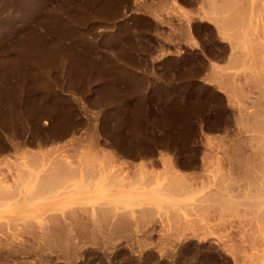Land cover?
<instances>
[{
	"label": "rangeland",
	"instance_id": "rangeland-1",
	"mask_svg": "<svg viewBox=\"0 0 264 264\" xmlns=\"http://www.w3.org/2000/svg\"><path fill=\"white\" fill-rule=\"evenodd\" d=\"M231 1L0 0V264H246L264 202V0ZM48 162L72 183L35 195Z\"/></svg>",
	"mask_w": 264,
	"mask_h": 264
},
{
	"label": "bare ground",
	"instance_id": "bare-ground-1",
	"mask_svg": "<svg viewBox=\"0 0 264 264\" xmlns=\"http://www.w3.org/2000/svg\"><path fill=\"white\" fill-rule=\"evenodd\" d=\"M213 1H215V0H211V3H212V4H213V3L216 4V2H213ZM225 1H226V0H225ZM228 1H231V0H228ZM228 1H227L226 3H228ZM242 1H243V0H242ZM248 1H249V0H248ZM255 1H256V0H255ZM222 2H223V0H222ZM231 2H232V1H231ZM233 2H234V1H233ZM233 2H232V3H233ZM235 2H236V0H235ZM237 2H238V1H237ZM259 2H261V0H260ZM259 2H258V4H260ZM263 2H264V1H263ZM220 3H221V2H220ZM223 3H224V2H223ZM226 3H224V4H226ZM229 3H230V2H229ZM244 3H246V2H244ZM212 4H209V5H208V6L210 7V9H211V7H213ZM233 4H234V3H233ZM238 4H239V3H238ZM210 5H211V6H210ZM217 5H219V4H218V0H217ZM220 5H223V4H220ZM226 5H227V4H226ZM226 5H225V6H226ZM229 5H230V4H229ZM243 5H244V4H243ZM243 5H242V2H241V6H243ZM245 5H246V4H245ZM248 5H250V4L247 3V6H248ZM261 5H264V4H261ZM214 6H215V5H214ZM234 6H236V5H234ZM234 6H233V7H234ZM255 6H256V5H255ZM216 7H218V6H216ZM219 7L221 8V6H219ZM219 7L216 8V10L219 11V10H221V9H225L227 6L221 8V9H219ZM231 7H232V5H231ZM233 7H232V8H233ZM237 7H238V8L235 9V10L240 9V11H241L242 9H244V8H243L244 6L242 7V9H241V7H239L238 5H237ZM248 7H249V6H248ZM248 7H247V8H248ZM260 7H261V6H260ZM207 8H208V7H207ZM214 8H215V7H214ZM214 8H213V9H214ZM261 8H262V7H261ZM210 9H209V10H210ZM213 9H212V10H213ZM249 9H250V8H249ZM249 9H248V10L245 9L246 11L244 10V11H245L244 13L246 14V15L243 14L244 17L247 16V14H248L247 12H249ZM263 9H264V6H263L262 10H263ZM216 10H215V13H218V12H216ZM226 10H229V9L226 8ZM226 10H225V11H226ZM231 10H232V9H231ZM233 10H234V9H233ZM233 10H232V11H233ZM253 10H255V11L257 12V9L254 8ZM210 11H211V10H210ZM222 11H224V10L219 11L220 14H221ZM240 11L238 10V12H239L240 14H242ZM212 12H213V11H212ZM227 12H228V11H226L225 13H227ZM233 12H235V11H233ZM233 12H232V13H233ZM242 12H243V11H242ZM236 13H237V12H236ZM218 14H219V13H218ZM218 14H217V15H218ZM230 14H231V13H230ZM233 14H234V13H233ZM237 14H238V13H237ZM222 15H224V12L222 13ZM226 15H227V14H226ZM261 15H262V14H261ZM218 16H219V15H218ZM227 16L231 18V19L228 18L229 20H234V21H236V22H237L238 20L241 19L240 17H242V16H238L240 19L237 18V19H238V20H237L236 17H234V19L232 18V17H233L232 14H231V16H229V15H227ZM227 16H226V20L223 21V24H224V25L222 24V25H223L222 27H225V26H228V27H229V26H232L231 24L233 23V21H229V20H227ZM234 16H236V15H234ZM263 16H264V14H263ZM263 16H262V17H263ZM258 17H259V16H258ZM260 17H261V16H260ZM216 18H217V16H216ZM222 19H223V16H222ZM219 20L221 21V19H219ZM243 20H245L244 23H243V21H242V22H239L238 25L241 24V23H242L243 25L247 23V22H246V21H247L246 18H243ZM217 21H218V20H217ZM226 21H227V22L229 21L228 23H230V22H232V23H230V24L228 25ZM261 21H262V20H261ZM259 22H260V21H259ZM225 23H226V25H225ZM261 23H263V22H261ZM261 23H259V24H261ZM218 24H220V23L218 22ZM233 24H234V26H232V27L234 28L235 25H237V23H236V24L233 23ZM219 26H220V25H219ZM245 26H246V25H245ZM245 26H243V27H245ZM228 27H225V28L227 29ZM232 27H230V28L232 29ZM236 27H237V26H236ZM239 27H240V26H239ZM243 27H240V28H243ZM262 27H263V25H262ZM225 28H224V29H225ZM228 30H229V29H228ZM232 30H233V29H232ZM238 30H240V29H238ZM233 31H235V29H234ZM240 31H241V30H240ZM243 31H244V30H243ZM243 31H241L240 34H241ZM236 32L238 33L239 31L236 30L235 33H236ZM230 33H231V34H230ZM230 33H229V34L232 35V32H230ZM235 33H234L233 35H235ZM248 35H249V33H248ZM235 36H237V35H235ZM238 36H239V35H238ZM238 36H237V37H238ZM242 36H243V35H242ZM246 36H247V35H246ZM239 37H240V36H239ZM248 37H249V36H248ZM248 37H247V38H248ZM250 37H251V36H250ZM234 38H236V37H234ZM237 39H238V38H237ZM242 39H243V38H242ZM242 39H241V40H242ZM244 39H245V36H244ZM244 39H243V41H244ZM245 40H246V39H245ZM248 40H249V38H248ZM248 40H247L246 42H248ZM250 40H252V39H250ZM250 40H249V43H250ZM237 41H238V40H237ZM254 42H255V41H254ZM242 44H243V43H242ZM254 44H255V43H254ZM259 44H260V43H259ZM237 45H238V44H237ZM244 45H245V44H244ZM247 46H248V45H247ZM242 47H244V46H242ZM248 48H250V45H249ZM260 48H261V47H260ZM251 49H253V48H252V45H251ZM242 50H243V49H242ZM245 51L248 52L249 50H246V49H245ZM250 51H251V50H250ZM253 51H254V50H253ZM253 51H252V52H253ZM234 52H235V51H234ZM240 53H241V52H240ZM249 53H250V52H249ZM255 53H256V52H255ZM234 55H235V54H234ZM239 55H240V54H239ZM244 55H245V54H244ZM248 55H249V54H248ZM252 55H253V53H252ZM256 55H257V54H256ZM256 55H255V56H256ZM261 56H262V55H261ZM235 57H236V56H235ZM242 58H243V57H242ZM233 59H235V58H233ZM236 59H237V58H236ZM246 59H247V58H246ZM246 59H245V60H246ZM252 59H253V58H252ZM256 59H257V58H256ZM241 60H242V59H241ZM262 60H264V59H262ZM231 61H232V60H231ZM234 61H235V60H234ZM234 61H232V62H234ZM236 61H237V60H236ZM237 62H238V61H237ZM234 63H235V62H234ZM259 63H260V62H259ZM261 63H262V62H261ZM232 64H233V63H232ZM238 64H239V63H238ZM245 64H246V63H245ZM257 64H258V62H257ZM251 65H252V64H251ZM237 66H238V65H237ZM251 67H252V66H251ZM253 67H254V66H253ZM261 67H262V66H261ZM257 68H258V67H257ZM251 69H252V68H251ZM263 69H264V68H263ZM243 70H244V69H243ZM256 70H257V69H256ZM256 70H255V71H256ZM261 70H262V69H261ZM257 71L259 72V69H258ZM235 85H236V84H235ZM236 88H237V87H236ZM228 90H229V89H228ZM232 91H233V90H232ZM232 91H231V92H232ZM233 93H234V92H233ZM243 112H244V111H243ZM254 125H255V124H254ZM251 129H252V128H251ZM252 130H253V129H252ZM79 153H80V152H79ZM87 153H88V152H87ZM25 154H26V153H25ZM83 154H84V153H83ZM28 155H29V154H28ZM49 155H50V154H49ZM49 155L47 156V159H48V160H49V158H50V156H51V155H50V156H49ZM53 155H54V154H53ZM24 156H25V155H24ZM26 156H27V155H26ZM34 156H35V155H34ZM39 156H40V154H39ZM61 156H62V155H60V158H61ZM85 156H86V155H85ZM95 156H96V155H95ZM54 157H55V155H54ZM58 157H59V156H58ZM80 157H81V156H80ZM23 158H24V157H23ZM42 158H43V157H42ZM45 158H46V157H45ZM81 158H82V157H81ZM81 158H79V159H81ZM86 158H87V157H86ZM26 159H27V158H26ZM36 159H37V158H36ZM47 159H46V160H47ZM52 159H53V158H52ZM52 159L50 158V160H52ZM83 159H85L84 156H83ZM41 160H42V159H41ZM44 160H45V159H44ZM44 160H43V161H44ZM48 160H47V161H48ZM53 160H54V159H53ZM56 160H57V159H56ZM76 160H77V159H76ZM86 160L89 161L88 159H86ZM86 160H84V162H85ZM19 161H20V160H19ZM34 161H36V160L34 159ZM72 161H73V160H72ZM79 161H80V160H79ZM82 161H83V160H82ZM87 161H86V162H87ZM20 162H22V161H20ZM41 162H42V161H41ZM41 162H40V163H41ZM44 162H45V161H44ZM44 162H43V163H44ZM59 162H60V161H59ZM63 162H65V160H64ZM63 162H60V164L63 163ZM86 162H85V163H86ZM36 163H37V162H36ZM36 163H35V164H36ZM49 163H50V162H48V164H49ZM66 163H67V162H66ZM85 163H84V165H83V163H82V165L85 166L86 164H90V161H89V163H86V164H85ZM22 164H23V163H22ZM22 164H21V166L19 165L21 168H23V167H22V166H23ZM26 164H27V163H26ZM31 164H32V163H30V165H31ZM33 164H34V162H33ZM33 164L31 165L32 167L34 166ZM38 164H39V163H38ZM38 164H37V166H38ZM44 164H45V163H44ZM44 164H43V165H44ZM52 164H53V163H52ZM58 164H59V163H58ZM60 164H59V165H60ZM63 164H64V163H63ZM63 164H62V166H63L64 168H63V167H61V168H63V173H65L64 170L66 169V172H67V171L69 170V168L71 167V164H72V163L69 164L70 167H69L68 169L65 168L66 165L68 166V164H66L65 166H64ZM78 164H79V163H78ZM80 164H81V163H80ZM93 164H94V163H93ZM49 165H50V164H49ZM54 165H55V161H54ZM59 165H58V166H59ZM91 165H92V163H91ZM19 166H18V167H19ZM35 166H36V165H35ZM39 166H41V165H39ZM39 166H38V167H39ZM46 166H47V165H46ZM50 166H51V165H50ZM50 166H47L48 168L46 167V170L48 169L47 171H49ZM60 166H61V165H60ZM72 166H73V165H72ZM74 166H75L76 169H78V167H77L76 165H74ZM83 166L81 167L82 169H84ZM86 166H87V165H86ZM51 167H52V168L50 169L51 171L48 172V174H47L46 176H45V175H38L37 182H38V179H39V182H38L39 184H38V185H37V184L35 185L36 188L33 187V190H34L35 193H36L35 195H38V194H39V195L41 196V194H44L45 192H48L47 190H49V191L51 190V188H49V187H50V184H51V181H52V183H53V180L55 181V179H52V177H53V176H52V174H53L52 172L54 171V174H55V173H57L58 169H60V168L54 169V168H56V167H54V166H51ZM53 167H54V168H53ZM89 167H90V166H88V168H89ZM95 167H96V166H95ZM95 167H94V169H95ZM21 168H20V170H22ZM36 168H37V167H36ZM43 168H45V167H43ZM75 168H74V169H75ZM85 168H86V167H85ZM88 168H87V169H88ZM103 168H104V167H103ZM23 169H26V168L24 167ZM33 169H34V171L37 170V169L35 170V168H33ZM41 169H42V168H41ZM70 169H71V168H70ZM74 169H73V170H74ZM79 169H80V168H79ZM79 169H78V170H79ZM82 169H80V172H82V173H84V171L87 170V169H85V170L83 171ZM101 169H102V168H101ZM107 169H108V168H107ZM26 170H27V169H26ZM55 170H56V172H55ZM81 170H82V171H81ZM92 170H93L92 168L89 169V171H92ZM102 170H103V169H102ZM9 171H10V170H9ZM17 171L19 172V169H18ZM42 171H43V170H42ZM47 171H43V174L46 173ZM61 171H62V170H61ZM70 171H71V170H70ZM74 171H75V170H74ZM76 171H77V170H76ZM94 171H95V170H93L92 172H89V173H92L93 175H95V174H94V173H95ZM20 172H21V171H20ZM20 172H19V173H20ZM25 172H26V171H25ZM28 172H29V171H28ZM28 172H27V173H28ZM85 172H86V171H85ZM93 172H94V173H93ZM30 173H32V172L30 171L28 174L31 175ZM58 173H59V172H58ZM89 173L87 172V174H89ZM105 173H106V172H105ZM112 173H113V172H112ZM22 174H23V172H22ZM28 174H27V175H28ZM41 174H42V173H41ZM59 174H60V173H59ZM59 174H58V175L55 174V175H56V176H59ZM66 174L70 175L69 172L66 173ZM66 174H64L65 176L63 175V176H61V177H58V178H61V180L57 179V177H56L57 182H58V183H61L60 185H63V183H65V182L67 181L66 179H71V180H73V179H72L73 177H69V176L67 177ZM74 174H75L76 177H77V176H78V171H77V174H76V172H75ZM80 174H81V173H79V175H80ZM87 174H85V175L87 176ZM96 174H97V173H96ZM107 174H108V173H107ZM113 174H114V173H113ZM17 175H18V174H17ZM19 175H21V174H19ZM29 175H28V176H29ZM60 175H62V174H60ZM72 175H73V174H72ZM75 175H74V176H75ZM108 175H110V174H108ZM143 175H144V174H143ZM145 175H146V174H145ZM22 176H23V175H22ZM24 176H26V173L24 174ZM39 176H41V177L39 178ZM147 176H148V175H147ZM147 176H146V177H147ZM19 177H20V176H19ZM35 177H36V176H35ZM87 177H89V176H87ZM90 177H91V176H90ZM90 177H89V178H90ZM93 177H94V176H93ZM93 177H91V178H93ZM108 177H109V176H108ZM113 177H114V176H113ZM152 177H153V176H152ZM154 177H155V176H154ZM25 178H26V177H25ZM27 178H28V177H27ZM83 178H84V180H86L84 176H83ZM110 178H111V176H110ZM110 178H109V179H110ZM148 178H149V177H148ZM174 178H175V177H174ZM0 179H1V178H0ZM21 179H22V177H21ZM62 179H64V180H62ZM87 179H88V178H87ZM95 179H96V178H95ZM142 179H143V177H142ZM144 179H145V178H144ZM153 179H154V178H153ZM8 180H9V179H8ZM16 180L20 181L19 178L16 179ZM23 180H24V178L22 179V181H23ZM35 180H36V178H35ZM58 180H59V181H58ZM90 180H91V179H90ZM111 180H112V178H111ZM117 180H118V179H117ZM1 181H3V180H1ZM141 181H142V180H141ZM143 181H144V180H143ZM159 181H160V180H159ZM23 182H24V181H23ZM34 182H35V181H34ZM57 182L55 181V183H56V184H54V185H55V188L58 187V186L61 187L60 185L56 186V185H57ZM89 182H90V183H88V180H87V182H85V183H84V182H81V184H82V183L85 184V185L89 184L90 186L88 185V187L94 186L93 183H92V185H91V181H89ZM92 182H95V181L92 179ZM0 183H1V182H0ZM5 183H6V182H5ZM5 183H4L3 185L6 186ZM11 183H12V182H11ZM68 183H72V182H71V181H70V182L67 181V184L65 183L66 186H64V185H63V186L66 188L67 185H68ZM75 183H76V182L74 181V184H75ZM135 183H136V182H135ZM145 183H146V181H145ZM156 183H157V182H156ZM162 183H163V182H162ZM258 183H259V182H258ZM263 183H264V182H263ZM83 184H82V186H80V187H83V186H84ZM112 184H113V183H112ZM125 184H126V183H125ZM146 184H147V183H146ZM150 184H151V183H150ZM152 184H153V183H152ZM260 184H261V183H260ZM3 185H2L1 187H3ZM21 185H22V184H21ZM51 185H53V184H51ZM129 185H130V184H129ZM131 185H132V184H131ZM141 185H142V183H141ZM143 185H144V184H143ZM159 185H160V184H158V186H159ZM161 185H162V184H161ZM253 185H254V187H256V186H255L256 184H253ZM257 185H259V184H257ZM5 186H4V187H5ZM15 186H16V185H15ZM18 186H19V185H18ZM112 186H113V185H112ZM148 186H149V185H148ZM148 186H147V187H148ZM163 186H164V185H163ZM163 186H162V188H163ZM249 186H250V185H249ZM251 186H252V185H251ZM4 187H3L4 190H5L6 188L9 189V187H7V186H6L5 188H4ZM22 187H23V185H22ZM31 187H32V186H31ZM109 187H110V186H109ZM134 187H136V186H134ZM134 187H133V188H134ZM141 187H142V186H141ZM145 187H146V186H145ZM262 187L264 188V186H262ZM12 188H13V187H12ZM12 188H10L9 191H12V192H13V189H12ZM15 188H16V187H15ZM20 188H21V187H20ZM55 188H54V186H53V188H52V192L50 191V192L52 193V195L57 193V192L55 193V191H56ZM84 188H85V190H89L87 187H84ZM102 188H103V187H102ZM105 188H106V187H105ZM107 188H108V187H107ZM117 188H118V187H117ZM136 188H137V187H136ZM142 188H143V187H142ZM152 188H153V187H152ZM158 188H159V187H158ZM165 188H166V186H165ZM0 189H2V188H0ZM11 189H12V190H11ZM18 189H19V187H18ZM53 189H54V190H53ZM56 189H58V188H56ZM68 189H70V188L68 187ZM72 189H73V188H72V186H71V190H72ZM81 189H82V188H81ZM110 189H111V188H110ZM160 189H161V188H159V190H160ZM163 189H164V188H163ZM167 189H168V188H167ZM250 189H251V188H250ZM255 189H256V188H255ZM259 189H260V185L258 186V191H260ZM15 190H17V189H15ZM22 190H23V188H22ZM33 190H31V191H33ZM113 190H114V189H113ZM156 190H157V188H156ZM156 190H155V192H156ZM161 190H162V189H161ZM161 190H160V191H161ZM251 190H252V189H251ZM0 191H1V190H0ZM2 191H3V190H2ZM18 191H19V190H17V192H16L17 194L20 193V192L18 193ZM34 191H33V193L31 192V195L33 194V196H35V195H34ZM65 191L67 192L68 190H65ZM65 191H63V192H65ZM160 191H159V192H160ZM172 191H173V190H172ZM172 191H171V192H172ZM249 191H250V190H249ZM249 191H247V192L249 193ZM255 191H256V192H255ZM255 191H253V193L255 192L254 195H256V193H257V195H259L257 189H256ZM5 192H6V191H5ZM50 192H49V194H50ZM63 192H62V193H63ZM122 192H123V191H122ZM161 192H162V191H161ZM161 192H160V193H161ZM173 192H174V191H173ZM219 192H222V191H219ZM225 192H228V191H225ZM225 192H224V193H225ZM230 192H231V191H230ZM250 192H252V191H250ZM263 192H264V191H263V189H262V192L260 191V194L263 193ZM9 193H11V192H9ZM9 193H8V194H9ZM119 193H120V192H119ZM216 193H217V192H216ZM231 193H232V192H231ZM231 193H230V194H231ZM244 193H245V192H244ZM1 194H3V193L1 192ZM13 194H14V196H15V191L13 192ZM46 194H47V193H46ZM60 194H61V193H60ZM129 194H130V193H129ZM134 194H135V193H134ZM138 194H139V193H138ZM141 194H142V193H141ZM153 194H154V193H153ZM213 194L215 195V193H213ZM213 194H212V195H213ZM218 194H219V193H218ZM221 194H222V193H221ZM234 194H235V193H234ZM242 194H243V193H242ZM246 194H247V193H246ZM251 194H252V193H251ZM3 195H4V194H3ZM3 195H2V196H3ZM9 195H11V194H9ZM27 195H28V194H27ZM52 195H50V196H52ZM81 195H82V194H81ZM132 195H133V194H132ZM185 195H186V194H185ZM252 195H253V194H252ZM257 195H256V196H257ZM5 196H7V195H5ZM5 196H4V197H5ZM28 196H29V195H28ZM53 196H54V195H53ZM53 196H52V198H54ZM57 196H59V193H58ZM106 196H107V195H106ZM109 196H110V195H109ZM135 196H136V195H135ZM151 196H152V195H151ZM215 196H217V195H215ZM215 196H214V198H215ZM222 196H223V195H221V197H222ZM226 196H228V195H226ZM226 196H225V197H226ZM247 196H250V195H247ZM256 196H255V197H256ZM259 196H261L262 198H264V197H263V194H261V195H259ZM259 196H258V197H259ZM20 197H21V196H20ZM31 197H32V196H31ZM36 197H37V196H35V198H36ZM42 197L45 198V195H43ZM42 197H40V198H42ZM114 197H115V195H114ZM225 197H224V198H225ZM229 197H231L230 199H232V196H229ZM234 197H235V196H234ZM236 197H237V196H236ZM251 197H253V196H251ZM251 197H249V198H251ZM255 197H253L252 199H254ZM258 197H257V198H258ZM261 197H260V198H261ZM5 198H6V197H5ZM5 198H3V199L5 200ZM12 198H13V197H12ZM28 198H30V197H28ZM37 198H39V197H37ZM156 198H157V197H156ZM184 198H185V197H184ZM216 198H217V197H216ZM227 198H228V197H227ZM227 198H226V199H227ZM245 198H246V197H245ZM249 198H248V199H249ZM260 198H259V199H260ZM0 199L3 200L2 198H0ZM8 199H9V198H8ZM10 199H11V197H10ZM10 199H9V200H10ZM24 199H25V198H24ZM42 199H43V198H42ZM56 199H57V198H56ZM218 199H219V197H218ZM235 199H236V198H235ZM235 199H233V200H235ZM252 199H251V200H252ZM259 199L256 200V201H255V199H254V201L257 202V201H259ZM1 200H0V202H1ZM9 200H8V201L6 200V201L9 202ZM29 200H31V199H29ZM43 200H44V199H43ZM114 200H116V199H114ZM167 200H168V199H167ZM219 200L221 201V198H220ZM260 200L262 201V199H260ZM16 201H17V200H16ZM34 201H35V200H34ZM222 201H225V200L222 199ZM228 201H230V200H228ZM238 201H239V200H238ZM254 201H253V202H254ZM14 202H15V201H14ZM31 202L33 203V198H32V200H31ZM35 202H36V201H35ZM167 202H168V201H167ZM218 202H219V201H218ZM11 203H12V202H11ZM23 203H24V201H23ZM32 203H31V205H32ZM103 203H104V202H103ZM157 203H158V202H157ZM178 203H179V202H178ZM214 203H216V202H214ZM221 203H222V202H221ZM227 203H228V202H227ZM230 203H231V202H230ZM262 203H263V204H260V203H259V205H256V206H255L254 204H257V203H254L253 206H254L255 208L253 207L254 210H252V211H253L254 214H253L252 216H254V215H255V216H254V217L250 216V217H252V219H250L249 217H248L249 219H246V221H248V220L250 221L249 224H251V228H252L251 230H252V231H253V229H255V228L257 229V228H258V232H257V233H256V231H255V232L251 233L252 236H249V235L247 236V237H251V238H252V239H250V240H251V241H250L251 243H250L249 240H248V242H249V248H248V249H247V248H246V249L243 248V249H245V250H243V251H244V252H243V255H244L243 258H244V259L241 258V259L243 260V262L245 261L244 263H246V264H248L246 261H248L249 264H264V227H263L264 225L262 224V227H263V229H262V228H261V225L258 224V222L261 221V220H259V218L261 217L260 215H262V214L264 213V212H263V210H264V202L262 201ZM3 204H6L5 201H4ZM7 204H8V203H7ZM24 204H26V201H25ZM27 204H28V203H27ZM104 204H105V203H104ZM118 204H119V203H118ZM0 205H2V204L0 203ZM11 205H12V204H11ZM19 205H20V204H19ZM22 205H23V204H22ZM105 205H106V204H105ZM108 205H109V204H108ZM108 205H107V206H108ZM215 205H216V204H215ZM249 205H250V204H249ZM23 206H24V205H23ZM27 206H28V205H27ZM100 206L102 207V204H101ZM112 206H113V205H112ZM120 206H121V205H120ZM213 206H214V205H213ZM218 206H219V205H218ZM220 206H221V204H220ZM220 206H219V208H220ZM222 206H224V204H222ZM226 206H227V205H226ZM226 206H225V207H226ZM229 206H230V205H229ZM229 206H227L226 208H228ZM233 206H234V205H233ZM233 206H232V208H233ZM235 206H236V205H235ZM235 206H234V207H235ZM251 206H252V205H251ZM251 206H249V207L251 208ZM20 207H22V206L20 205ZM25 207H26V205H25ZM25 207H24V208H25ZM115 207L118 208V211L120 210L118 206H115ZM225 207H223L224 210H225ZM14 208H15V207H14ZM18 208H19V207H18ZM96 208H99V207H96ZM112 208H113V207H112ZM117 208H116V209H117ZM216 208H217V207H216ZM250 208H249V209H250ZM21 209H22V208H21ZM99 209H101V208H99ZM114 209H115V208H114ZM181 209H183V208H181ZM230 209H231V208H229V210H230ZM59 210H60V209H59ZM105 210H106V209H105ZM107 210L110 211L111 209H110V210L107 209ZM227 210H228V209H227ZM99 211L102 212L103 210H102V211L99 210ZM111 211H114V210H111ZM115 211H116V210H115ZM132 211H133V210H132ZM247 211H248V210H247ZM250 211H251V210H250ZM55 212H56V211H55ZM95 212H97V211H95ZM95 212H94V214H95ZM104 212H106V211H104ZM116 212H117V211H116ZM133 212H134V211H133ZM165 212H166V211H165ZM220 212H221V210H220ZM47 213H48V212H47ZM106 213H107V212H106ZM110 213H111V212H110ZM117 213H118V212H117ZM117 213H116V214H117ZM248 213H249V211H248ZM49 214H50V213H49ZM54 214H55V213H52L53 217H54ZM94 214H93V215H94ZM96 214H98V213H96ZM96 214H95L94 217H96ZM99 214H101V213H99ZM102 214H103V212H102ZM108 214H109V213H108ZM112 214H113V212H112ZM120 214H121V213H120ZM130 214H131V213H130ZM8 215H9V214H8ZM46 215H47V214H46ZM46 215H45L44 217H46ZM56 215H57V213H56ZM56 215H55V216H56ZM62 215H63V214H62ZM162 215H163V213H162ZM246 215H248V214H246ZM49 216L51 217V215H49ZM58 216H60V215H58ZM113 216H114V214H113ZM120 216H122V214H121ZM12 217H13V216H12ZM17 217H18V216H17ZM21 217H22V216H21ZM61 217H62V216H61ZM63 217H64V216H63ZM63 217H62V218H63ZM103 217L105 218V217H106V214H104ZM117 217H118V215H117ZM122 217H124V216H122ZM57 218H59V217H57ZM92 218H93V217H92ZM104 218H103V219H104ZM254 218H255V219H254ZM25 219H26V218H25ZM27 219H28V218H27ZM38 219H40V218H38ZM43 219H44V218H43ZM45 219H46V218H45ZM253 219H254V220H253ZM261 219H264V218L262 217ZM15 220H17V219H15ZM19 220H21V219L19 218ZM19 220H18V221H19ZM22 220H23V218H22ZM49 220H50L49 223H51V222L54 221V220L51 221L52 219H49ZM57 220H58V219H57ZM62 220H64V219H62ZM93 220H94V222H95L96 218H95V219L93 218ZM99 220L102 221V217H101V219H99ZM251 220H252L253 222H252ZM258 220H259V221H258ZM3 221H4V220H3ZM13 221H14V219H13ZM13 221H12V222H13ZM23 221H25V220H23ZM39 221H41V219H40ZM43 221H46V220H43ZM43 221L41 222L42 224H43ZM60 221H61V219H60ZM96 221H97V223L99 222L98 220H96ZM101 221H100V223H101ZM249 221H248V222H249ZM254 221H255V222H254ZM7 222H8V221H7ZM62 222H63V221H62ZM62 222H60V224H61ZM102 222H103V221H102ZM248 222H246V223L248 224ZM261 222H262V221H261ZM261 222H260V223H261ZM5 223H6V221H5ZM16 223H17V222H16ZM38 223L40 224V222H38ZM53 223H54V222H53ZM55 223H56V222H55ZM55 223H54V224H55ZM57 223H58V222H57ZM63 223H64V222H63ZM63 223H62V224H63ZM95 223H96V222H95ZM7 224H8V223H7ZM54 224L51 223L50 225H54ZM8 225H9V224H8ZM96 225H97V224H96ZM244 225H245V224H244ZM259 225H260V226H259ZM44 226H45V223H44V225L41 226L42 228L40 227V229H43ZM48 226H49V224H48ZM57 226H58V225H57ZM59 226H60V225H59ZM247 226H249V225H247ZM252 226H255V227H252ZM49 227H52V226H49ZM100 227H101V225H100ZM38 228H39V227H38ZM57 228H59V227H57ZM61 228H62V227H61ZM97 228H98V227H96L95 229H97ZM44 229H45V228H44ZM47 229H48V227H47ZM49 229H50V228H49ZM55 229H56V227L53 228V232L57 230V229H56V230H55ZM62 229H63V228H62ZM65 229H66V227H65ZM65 229H63V230H65ZM244 229H245V228H244ZM259 229H260V230H259ZM66 230H67V229H66ZM98 230H100V229L98 228ZM245 230H246V231H245L244 233L247 232L248 227H247V229H245ZM251 230H249V231H251ZM58 231H60V229L57 230V232H58ZM70 231H71V229H70ZM45 232H46V230L43 232V233L46 235ZM47 232H48V231H47ZM49 232H50V231H49ZM60 232H61V234H62V230H61ZM60 232H58V233H60ZM64 232H65V231H64ZM66 232H67V231H66ZM66 232H65V233H66ZM68 232H69V231H68ZM58 233H57V234H58ZM65 233H64V236H67V234L65 235ZM247 233H248V232H247ZM44 234H43V235H44ZM49 234H50V233H49ZM49 234H48V235H49ZM51 234H52V232H51ZM51 234H50V235H51ZM248 234H249V233H248ZM253 234H254V235H253ZM45 235H44V236H45ZM54 235H55V234H54ZM54 235H53V236H54ZM58 235H59V234H58ZM243 235H244V234H243ZM59 236L62 237L61 239H63V237H64L63 235H59ZM59 236H58V237H59ZM48 237H49V236H48ZM51 237H52V236H51ZM51 237H49V238H51ZM54 237H55V236H54ZM68 237H69V236H68ZM71 237H72V235H71ZM243 237H244V236H243ZM245 237H246V236H245ZM66 238H67V237H66ZM47 239H48V238H47ZM52 239H53V238H52ZM52 239H51V240H52ZM55 239H56V237L53 239V241H54ZM59 239H60V237H59ZM243 239H244V238H243ZM51 240H49V241H51ZM64 240H66V239H64ZM64 240H63V241H64ZM69 240L71 241V239H69ZM244 240H245V239H244ZM53 241H52V242H53ZM56 241H57L56 243H59L58 239H57ZM60 241H61V240H60ZM63 241H61V242H63ZM70 241H69V242H70ZM65 242H66V241H65ZM65 242H64V243H65ZM54 243H55V241H54ZM54 243H53V244H54ZM64 243H62V244H64ZM59 244H61V243H59ZM71 244H72V242H71ZM54 245H55V244H54ZM64 245H65V244H64ZM64 245H63V246H64ZM67 245H70V243H69V244L67 243ZM244 245H246V244H244ZM60 246H61V245H60ZM65 246H66V245H65ZM241 253H242V249H241ZM243 255H242V256H243Z\"/></svg>",
	"mask_w": 264,
	"mask_h": 264
}]
</instances>
